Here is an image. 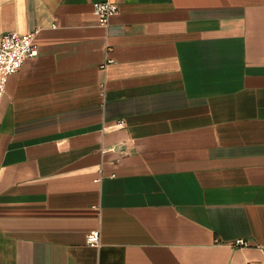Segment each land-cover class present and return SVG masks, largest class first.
<instances>
[{"label":"crops","instance_id":"1","mask_svg":"<svg viewBox=\"0 0 264 264\" xmlns=\"http://www.w3.org/2000/svg\"><path fill=\"white\" fill-rule=\"evenodd\" d=\"M100 1L0 0V264H264V0Z\"/></svg>","mask_w":264,"mask_h":264},{"label":"built area","instance_id":"2","mask_svg":"<svg viewBox=\"0 0 264 264\" xmlns=\"http://www.w3.org/2000/svg\"><path fill=\"white\" fill-rule=\"evenodd\" d=\"M117 4L111 0H103L95 4V12L98 23L106 26L111 16L117 12ZM35 32L20 34L16 31H6L0 36V101L5 92L8 77L17 72L21 64L27 58L34 56L37 52L33 43ZM85 241L90 246H99V233L89 232ZM239 246H246L244 240H237L234 243Z\"/></svg>","mask_w":264,"mask_h":264}]
</instances>
